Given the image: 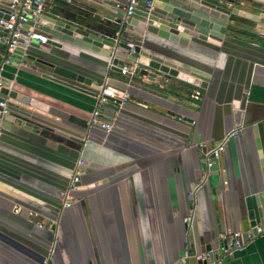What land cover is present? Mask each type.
<instances>
[{"label": "crops", "instance_id": "0c3cea01", "mask_svg": "<svg viewBox=\"0 0 264 264\" xmlns=\"http://www.w3.org/2000/svg\"><path fill=\"white\" fill-rule=\"evenodd\" d=\"M8 1L0 0L1 16ZM205 1L264 16V0ZM126 3L48 0L47 17L113 36ZM229 21L216 50L128 27L141 36L128 43L202 76L204 88L174 78L144 83L126 60L118 62L129 71L122 76L102 54L42 32L44 45L9 56L4 88L46 110L1 119L0 264H197L210 250L230 249L233 232L264 225V40L252 20ZM104 81L129 95L100 108L112 124L107 135L87 125ZM235 128L244 134L228 140L189 196L204 173L202 151ZM78 159L73 201L62 208L59 193ZM220 264H264V233Z\"/></svg>", "mask_w": 264, "mask_h": 264}, {"label": "water", "instance_id": "95a60500", "mask_svg": "<svg viewBox=\"0 0 264 264\" xmlns=\"http://www.w3.org/2000/svg\"><path fill=\"white\" fill-rule=\"evenodd\" d=\"M213 1L224 3L230 7L239 4L238 0ZM262 9L264 10V6ZM6 15L7 11L5 10L4 15H0V18L6 19ZM229 16L250 19L258 25L257 30L264 31V16L245 14L235 8L228 10L205 0H136V4L126 20L123 21L122 18L117 20L119 30L113 36L87 33L47 16L38 18L37 24L38 30L44 34L102 54L107 58L108 70L119 72L122 66L118 62L126 60L133 63L132 73L142 76L145 79L144 83L153 82L155 78L162 77L164 81L174 78L195 87L204 88L205 80L202 76L171 64L162 58L141 52L139 45H132V53L129 54L130 49L127 46L129 35L137 38H141V36L128 30V27L136 28L178 45L184 46L189 41L201 47L216 50L226 25L233 23L229 21ZM27 25H32V22L29 21ZM1 35L0 29V37ZM47 43L50 41L47 40ZM32 44L34 43L29 45ZM52 44L58 46L54 42ZM18 49L20 48L16 50ZM80 79L81 77L78 76L76 80L80 81ZM0 95L1 98H6L8 111L23 118H29L30 112L41 114L46 110V107L38 102L16 94L7 88H2ZM0 118L2 117L0 116ZM256 146H258L257 142ZM257 216L264 219V208L257 209ZM248 219H252L250 214ZM251 227V232L254 233L255 223H251ZM257 227L264 229V225ZM242 239L244 240V237ZM215 258L216 255L210 250L204 258L197 261V264H212Z\"/></svg>", "mask_w": 264, "mask_h": 264}, {"label": "built area", "instance_id": "2783aa9c", "mask_svg": "<svg viewBox=\"0 0 264 264\" xmlns=\"http://www.w3.org/2000/svg\"><path fill=\"white\" fill-rule=\"evenodd\" d=\"M65 2L70 3L71 0H65ZM135 4L136 0H127L122 13L123 21L126 20V18L130 15L131 10ZM6 11V19L0 18V29L2 31L0 42L5 49L4 54L0 55V71L2 70L3 66L9 63V56L12 55L14 50H16L17 48L25 50L32 42L37 43L38 45H44L46 43V37L38 30L37 20L41 16L52 15L48 0H9L7 3ZM29 21L32 22V25H27ZM25 26L26 28H24ZM257 31L259 32V37L264 40V31ZM127 46L130 49L129 54H131L132 44L128 43ZM118 73L124 76L129 73V71L127 68L121 67ZM2 88H4V86L0 80V91ZM108 99H118L120 101H125L129 99V95L124 92L117 94L116 91L106 85L105 81L98 86V92L95 96L93 109L90 113L87 125L99 127L105 135L110 133L112 124L109 120H104L101 118L100 108L106 103ZM7 105L8 103L6 98H1L0 95V116L2 118L9 113ZM2 118H0V123ZM243 134V128L232 129L207 151H202V145L197 144V148L202 151L204 173L201 175L198 183L188 193L189 196H192L194 189L205 181L208 171L218 160L228 140L234 137L242 136ZM82 165L83 161L78 159L73 169L72 175L67 181L64 190L59 193V200L62 208H68L73 201V192L76 190L78 176L81 172ZM190 215L191 211L187 216L183 218L184 223L190 221ZM263 233L264 229L261 227H255L254 233L233 232L231 234L230 249H227L224 246L217 249L214 252L216 258L214 259L212 264H220L226 256L230 257L233 251L242 250L247 243L251 242L256 236L262 235ZM219 237L220 240H223L225 238L222 234ZM243 237L244 240L242 239ZM183 256L184 258H187L188 253L184 252Z\"/></svg>", "mask_w": 264, "mask_h": 264}]
</instances>
